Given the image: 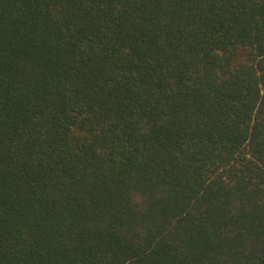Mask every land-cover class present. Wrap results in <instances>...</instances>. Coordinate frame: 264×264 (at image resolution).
<instances>
[{"label":"trees","instance_id":"obj_1","mask_svg":"<svg viewBox=\"0 0 264 264\" xmlns=\"http://www.w3.org/2000/svg\"><path fill=\"white\" fill-rule=\"evenodd\" d=\"M0 264H264V0H0Z\"/></svg>","mask_w":264,"mask_h":264}]
</instances>
